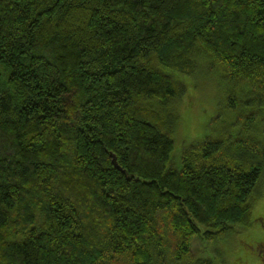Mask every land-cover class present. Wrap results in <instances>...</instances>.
Here are the masks:
<instances>
[{
	"label": "trees",
	"instance_id": "16d2710c",
	"mask_svg": "<svg viewBox=\"0 0 264 264\" xmlns=\"http://www.w3.org/2000/svg\"><path fill=\"white\" fill-rule=\"evenodd\" d=\"M195 73L220 127L173 159ZM263 177L264 0H0V264H219L194 227L252 224Z\"/></svg>",
	"mask_w": 264,
	"mask_h": 264
},
{
	"label": "rangeland",
	"instance_id": "374dc122",
	"mask_svg": "<svg viewBox=\"0 0 264 264\" xmlns=\"http://www.w3.org/2000/svg\"><path fill=\"white\" fill-rule=\"evenodd\" d=\"M181 79L184 80L187 88L185 99L181 104V118L186 117L187 105L185 106V103L188 101L194 104V108L196 104L200 107L206 104L207 109H199L195 112L194 110L188 111V117L184 119V124H180L175 134L177 148L173 159L180 158L181 152L188 144L199 141L204 136H212L214 133L211 129L216 126L220 127L219 120H214L217 116L215 110H217L218 92L213 82L196 73L183 75ZM225 113L222 114L224 117ZM221 125L224 126V123L221 122ZM234 132L235 138L238 134L240 136L241 128H236ZM261 183V192L254 198L253 222L249 226L237 227L235 232L228 234L226 238H222L221 244L216 245H213L214 241L212 242L204 237V228L200 230L194 227L196 232L191 240L192 263H194V259L210 257L211 254L216 253L221 259L213 257V261L219 264H264V254H260V248L257 246L259 241L264 238V222L261 221V218H264V177Z\"/></svg>",
	"mask_w": 264,
	"mask_h": 264
},
{
	"label": "water",
	"instance_id": "95a60500",
	"mask_svg": "<svg viewBox=\"0 0 264 264\" xmlns=\"http://www.w3.org/2000/svg\"><path fill=\"white\" fill-rule=\"evenodd\" d=\"M114 160H115V158H114Z\"/></svg>",
	"mask_w": 264,
	"mask_h": 264
}]
</instances>
